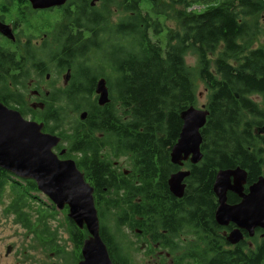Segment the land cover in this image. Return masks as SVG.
<instances>
[{"label": "trees", "instance_id": "obj_1", "mask_svg": "<svg viewBox=\"0 0 264 264\" xmlns=\"http://www.w3.org/2000/svg\"><path fill=\"white\" fill-rule=\"evenodd\" d=\"M100 1V8L91 7L86 0L76 8L68 2L65 8L67 23L60 26L56 39L61 38L58 66L62 71L73 66L77 84L74 91L61 92L47 104L42 112L46 128L59 129L65 137H92L99 132L124 137L120 150L133 154L142 186L124 185L127 196L115 191L110 198L117 196L116 204L106 208L117 211V225L130 210L146 215L153 211L157 228L191 232L198 241L175 257L173 264H264V239L254 238V247L245 240L237 245L227 241L224 231L232 226L216 223L218 203L213 191L221 169L244 168L248 186L264 175V134L257 133L264 127V47L252 46L256 38L264 39V28L255 19L264 12V0ZM119 4L125 16L111 26L109 8ZM167 19H174L179 29L167 28ZM216 52L213 60L211 55ZM188 53L198 59L195 73L186 63ZM39 66L42 76L51 70L44 63ZM26 68L27 64L16 63L0 48V101L23 99V93L7 88L10 82L26 86ZM18 69L23 71L24 81L11 75ZM99 76H105L113 89V105L102 112L92 106L90 94ZM194 76L209 91L206 107L210 114L202 128L203 158L188 164L191 174L182 204L176 205L177 200L169 197L168 178L179 167L171 162L170 154L183 126L181 112L196 103ZM80 81H84L85 94L80 92ZM67 108L90 110L88 130L64 127ZM90 145L93 148L77 144L76 149L91 155L86 168L103 194L101 186L114 185L115 177L100 160L96 142ZM6 186L0 168V204ZM11 188L15 197L7 207L8 214L28 216L24 204L34 182ZM137 194L144 198L143 207L130 205ZM236 201L230 194L229 202ZM100 211L102 218L106 210ZM42 222L46 223L43 218ZM101 223V236L113 264H132L123 244ZM69 224L73 244L80 251L88 231L70 219Z\"/></svg>", "mask_w": 264, "mask_h": 264}, {"label": "water", "instance_id": "obj_2", "mask_svg": "<svg viewBox=\"0 0 264 264\" xmlns=\"http://www.w3.org/2000/svg\"><path fill=\"white\" fill-rule=\"evenodd\" d=\"M28 1L34 9L44 10L64 6L71 0ZM0 33L14 39L12 29L3 22H0ZM96 92L100 105L110 102L105 78L97 82ZM209 114L206 105L202 108L192 105L181 112L183 126L170 154L174 165L183 166L187 160L197 164L202 160V128ZM81 117L84 119L86 113ZM257 133L264 134V127H260ZM61 141L60 136L44 131V123L30 121L20 111L0 101V168L5 177L33 181L35 188L30 190L31 195L47 197L55 205V210L68 207L70 220L80 229H87L88 237L84 240L82 258L78 264H113L101 236L94 188L87 182L75 160H61L55 153L54 148ZM190 174V170H179L171 174L168 184L176 197L184 196L187 186L185 180ZM247 181V171L236 167L219 170L213 185L218 199L216 223L222 227L235 226L227 235L231 245L245 240L244 232L253 237L257 228L264 230V175L248 187ZM229 192L238 195L240 202L230 204Z\"/></svg>", "mask_w": 264, "mask_h": 264}, {"label": "flooded vegetation", "instance_id": "obj_3", "mask_svg": "<svg viewBox=\"0 0 264 264\" xmlns=\"http://www.w3.org/2000/svg\"><path fill=\"white\" fill-rule=\"evenodd\" d=\"M83 1L84 0H71L69 2H72L73 3L72 6L76 8ZM86 1H89L91 7L97 6L98 2H100V0H86ZM93 1L95 2L94 5H92ZM0 2L2 3L1 5L5 9V12L0 13V22H3L9 25L10 28L12 29V34L14 36V39H11L8 36L0 33V35L2 36V39L4 40V42L3 41L0 42L1 51L6 55L12 56L16 63H19L20 65L21 64L23 65L24 63L27 64V68L25 70L28 71L29 73L28 78L25 80L26 86L20 83L13 85L12 82H10L9 87L7 88L8 91H11V92L23 93L24 95L23 99L19 101L17 100L18 99L17 97H15L14 100L12 99V97H8V99H6L7 103H5L4 101L3 103L9 106L10 108L20 111L21 114L30 121H37L39 123H44L45 132L56 134L62 138V141L59 143V145H57L54 148V151L55 153H57V155L59 156L61 160L73 159L76 161L80 170L85 174L87 182H89L94 188L95 203L98 209L100 222L102 221L104 222L105 212H103V215L101 218L100 209L103 208L106 211H109L106 208L107 205L116 204L115 199H117V196L114 198H110V195L112 193H114L115 191H120V193H122V195L126 197L127 196L126 189H125L126 187H124V185H127L129 187L133 185L135 187L142 186L140 174L137 172V168H138L136 166L137 162L132 153H128V152L122 153L121 152L119 143L122 139H124V137L105 135L103 132H99L97 135H94L92 137L91 136L65 137L60 134L59 129H55V131L52 132L46 128V120H45L44 114L42 115V112L46 110L47 104L53 101L56 95L60 94L61 92L64 93L66 91H74L75 84H77V82L75 83L74 67L71 66V67L65 68L62 71V69H60L58 66V63L61 61V58H62L60 55L57 54V51L59 48L56 47L57 49L54 50L51 47L50 49H48V46L46 44L47 42L45 43V41H44L45 45H41L38 49L33 46L32 40L30 39L22 42L21 31H20L21 24L19 20H16V21L8 20V16H9L8 14L10 13V11L8 10L12 3L16 4L17 8H23L27 6L32 7L30 1L28 0H0ZM67 4L68 2L65 5ZM55 8H50V9H55ZM34 10H41V9H34ZM44 10H49V9H44ZM41 63H44L46 65H49V67H51V70L48 71L44 76L41 75V71H40L39 65ZM52 68L55 74L56 73L57 74L55 76V80L51 81V84H52L51 89H46L43 87V82L41 81L40 78H43L45 80L49 79L52 74L50 73L52 72ZM11 75L17 76L18 78L21 79V81H24L25 79V75L21 69L12 70ZM57 77L58 78L61 77L62 82ZM101 78L106 79L107 87L109 90L110 102L107 103L106 105L99 104L98 102L99 95L96 92L97 82ZM80 83L82 84V86H81V90L80 89L79 90L80 92H83L85 94L86 92L84 90V85H83L84 81L83 82L80 81ZM112 90L113 89L111 85L109 84L108 79L105 76H99L96 79L95 86L93 87L90 93L92 106L95 108L98 107L99 111L101 112L108 109L111 105H113L112 104V101H113L112 99L113 91ZM67 109L71 110V112L74 113L73 119H70L67 116V120L70 121V123H67L68 124L67 128H70L71 129L70 131H72L73 128L78 126L82 128L83 130H88L87 121L90 118V110L86 108H82L80 110H75L74 108L73 109L67 108ZM83 113H86V117L84 119L81 117ZM66 115H67V112H66ZM65 126L66 125H64V127ZM92 142H96V148L98 149L100 160L103 161L105 164H107V166L110 169V172H112V174L115 177L113 180L114 185L111 184V185L101 186V188L104 191L103 194H100L99 192L100 184H98L96 180L92 179V176H89L88 168H86L87 166L85 163L89 161L91 155H86V153L83 150L76 149L77 144L82 145L83 143H84L85 148L86 147L93 148L90 145ZM90 151H92V149ZM190 163H191L190 160L185 161L184 165L178 166L179 168L174 172H177L179 170H190V168L188 167V164ZM174 172H172L171 174H173ZM171 174L169 175V178ZM28 181H31V180L24 181V180H17L12 177L7 178V182L11 184L10 187L14 185L16 186L20 185V187L25 186L28 184ZM185 183L187 184L186 180H185ZM108 187H110L109 190L111 189V192H109ZM168 191H169V197L177 200V202L176 201L174 202L176 205L177 203L182 204L181 202L182 197L181 198L176 197L171 192L169 184H168ZM230 194L234 195L237 198V201L235 203L229 202ZM37 197H38V201H42V202L45 201L47 205L53 209V213L49 215L51 216V218H53V215L56 213L55 205L53 204V202L50 201L47 197L42 196V195H38ZM131 198L132 199H131L130 205H135L137 208L144 206V202H143L144 198L141 194H137L136 196L131 197ZM13 202L14 201H12V203ZM27 202L28 201H26V204H24L25 206L23 205L25 208L27 206ZM228 202L230 204H236L240 202V198L238 195L232 192H229ZM217 203H218V199H217ZM64 211L66 212L67 218L69 220L70 218L68 217V211H69L68 207H66ZM149 213H151V215L149 214L146 215L144 213L139 214L138 211L136 212L135 210H130L129 214L126 216V219L123 220L122 224L117 225V229L119 230L121 227H127V228L134 230L137 238L143 240L142 249L144 248L145 251H149L151 252V254L159 253V255H161L164 252L166 255L169 256V255H174L177 252H181L182 250L183 252L181 253V255L184 254L185 249H183V243H182L183 241H182L181 235L185 233V229L177 230L176 232L170 233L169 229L157 228L158 218L156 216H152L154 214L153 211H149ZM47 216L48 215L46 216L39 215L35 218L34 221H32V216L30 214L28 216L20 217V218L14 215V222L17 225L21 226L22 229H25V231L28 232L29 236L32 235V238L35 244L34 247H36L37 245L40 246L41 238L42 236H44V238H46L49 244V249L50 250L54 249L55 250L54 252L56 253V249H55L57 247V245L55 244L56 243L55 241L56 232H54L53 230L50 231L47 228V225H48ZM42 218L46 222L45 224H43ZM25 223L27 224L25 225ZM230 226H232L231 230L235 227L234 225H230ZM108 228L110 229V227ZM231 230L224 231L226 239H227V235L229 234ZM244 233H245V241H247L248 244L252 247L255 246L254 238H256L259 241L264 239V230H262L261 228L256 229V233L253 237H249L247 232H244ZM70 239L72 240L71 236H70ZM116 240L118 241L117 238ZM175 248H177V250H175ZM125 250L129 254L126 248ZM18 251L19 249L14 240L9 241L5 245L1 243L0 241V264H21L18 262V260H15L16 253ZM81 258L82 257H79L78 261L77 259L74 260L73 264H78ZM160 264H164V262ZM170 264H173V259L170 261Z\"/></svg>", "mask_w": 264, "mask_h": 264}, {"label": "rangeland", "instance_id": "obj_4", "mask_svg": "<svg viewBox=\"0 0 264 264\" xmlns=\"http://www.w3.org/2000/svg\"><path fill=\"white\" fill-rule=\"evenodd\" d=\"M1 4L2 3L0 2V13H3L5 12V9ZM66 6L67 5L49 10H34L31 6L17 8V5L12 3L8 10L10 11L8 14V20H19L21 24L20 31L22 42L30 39L32 40L33 46L37 49L41 45H45L47 42L48 49L52 47V49L55 50L60 47L61 39L59 38L56 40L58 37L57 32L61 25L67 23V18L64 14ZM100 6L101 1L97 4L98 8H100ZM107 16L109 23L112 26L124 17L125 13L119 4L111 6ZM255 19L259 21L260 25L264 28V12L256 16ZM165 24L167 28H170L173 31L179 29L178 24L174 19H167ZM2 41L4 42L0 35V42ZM252 46L253 48L264 47V39L261 37L256 38ZM217 54L218 52L211 55L213 60ZM186 63L191 72L195 73L198 68L197 57L192 53H188L186 55ZM50 73L52 74L49 79L45 80L40 78L43 82V87L46 89H51V81L55 80L57 74H55L53 68ZM61 77L57 78L62 82ZM194 84L196 91L195 106L202 108L204 105H207L209 101V91L203 81L196 76H194ZM67 116L70 119H73L74 113L67 109ZM67 123H70V121L67 120L66 128L68 127ZM10 185L11 184L7 182V186L5 187L2 196V204H0V241L4 245L12 240L16 242L19 251L16 253L15 260H18L21 264H73L74 260L77 259L78 261L81 250L78 252V248L74 246L72 243L73 241L70 239L69 230L71 226L68 222L69 220L66 212L64 210L56 209V213L53 215V218H51L49 215L53 213V209L49 207L45 201H38L36 195H31V193H29L25 211L32 216V221H34L39 215H48L47 228L50 231L53 230L56 232V253L54 252V249H49V244L44 236L41 238L40 246L37 245L38 247H34L35 244L32 235L29 236L25 229H22L21 226L14 222V214H8L7 212V207L12 203L15 197ZM116 212L117 211H105L104 222L115 233L118 241L128 250L132 264H160L163 262L164 264H170L172 259L181 255L183 252L182 250L181 252L168 256L164 252L159 255V253L151 254V252L145 251L144 248L142 249L143 240L137 238L134 230L127 227H121L119 230L117 229ZM181 238L183 241V249H185V251L193 242L198 241L191 232L183 233Z\"/></svg>", "mask_w": 264, "mask_h": 264}]
</instances>
